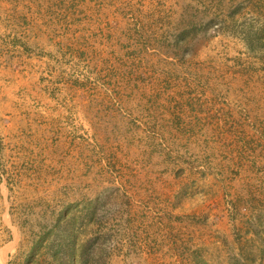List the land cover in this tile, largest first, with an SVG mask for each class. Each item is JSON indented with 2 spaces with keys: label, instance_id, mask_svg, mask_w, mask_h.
<instances>
[{
  "label": "rangeland",
  "instance_id": "obj_1",
  "mask_svg": "<svg viewBox=\"0 0 264 264\" xmlns=\"http://www.w3.org/2000/svg\"><path fill=\"white\" fill-rule=\"evenodd\" d=\"M64 207L87 264H264V0H0V264Z\"/></svg>",
  "mask_w": 264,
  "mask_h": 264
},
{
  "label": "trees",
  "instance_id": "obj_2",
  "mask_svg": "<svg viewBox=\"0 0 264 264\" xmlns=\"http://www.w3.org/2000/svg\"><path fill=\"white\" fill-rule=\"evenodd\" d=\"M66 209L64 207L59 213L54 212L53 217L50 214L52 221L47 226H42L40 232L30 238L29 250H22L25 264H87L85 251L79 254V259L73 258L77 244L68 218L64 217Z\"/></svg>",
  "mask_w": 264,
  "mask_h": 264
},
{
  "label": "bare ground",
  "instance_id": "obj_3",
  "mask_svg": "<svg viewBox=\"0 0 264 264\" xmlns=\"http://www.w3.org/2000/svg\"><path fill=\"white\" fill-rule=\"evenodd\" d=\"M9 250V249H8ZM5 252V251H4Z\"/></svg>",
  "mask_w": 264,
  "mask_h": 264
}]
</instances>
